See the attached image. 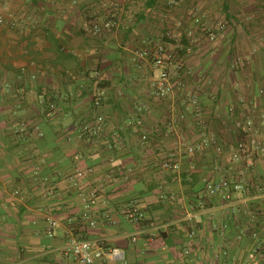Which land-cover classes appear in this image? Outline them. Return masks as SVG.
I'll return each mask as SVG.
<instances>
[{
    "label": "crops",
    "instance_id": "crops-1",
    "mask_svg": "<svg viewBox=\"0 0 264 264\" xmlns=\"http://www.w3.org/2000/svg\"><path fill=\"white\" fill-rule=\"evenodd\" d=\"M112 10L113 26L92 34ZM190 11L225 31L214 41L182 35L171 49L182 86L156 98L144 53L173 22L193 27ZM0 18V264H76L61 251L70 235L123 254L96 264H264L252 255L264 240V163L254 157L232 210L204 195L207 181L235 174L236 121L251 120L264 143V0H0ZM188 93L198 118L182 103ZM97 116L99 133L81 140ZM167 159L178 169L164 171ZM77 169L91 172L74 187ZM93 188L91 227L81 194ZM133 204L144 216L135 242L139 226L123 214Z\"/></svg>",
    "mask_w": 264,
    "mask_h": 264
},
{
    "label": "built area",
    "instance_id": "built-area-1",
    "mask_svg": "<svg viewBox=\"0 0 264 264\" xmlns=\"http://www.w3.org/2000/svg\"><path fill=\"white\" fill-rule=\"evenodd\" d=\"M75 3L76 0H70ZM177 0H168V6L170 8L176 6ZM113 9L118 10V4H113ZM112 10L109 12L108 19L104 23L94 21L91 23L92 34H98L102 28H109L113 26V18L115 12ZM189 17L193 21V27L185 29L183 23L175 21L171 25L164 35L163 39L153 42L149 41L147 51L144 53L149 57L152 67L158 72L157 78L152 82V93L156 98L164 99L174 93L175 87L182 86L181 76L179 70L181 65L178 63L171 49L173 46L180 47L182 35L189 41H193L194 33L198 30L203 33L208 41H214L219 35H222L225 31V23L219 22L214 27L209 28L208 26L202 25L201 20L194 12H189ZM0 22H2L0 18ZM195 27V28H194ZM148 44V45H149ZM185 107H190L194 115L198 118L200 116V108L197 97L191 93H188L182 101ZM95 105H99V99L94 100ZM199 119L198 121H200ZM104 119L102 116H97L93 125H82L79 129V138L83 140V136H93L99 133L101 125ZM236 127L239 130L241 138L236 145V148L231 150L230 159L233 164L235 174L219 178L217 180L210 179L205 184L204 194L206 196H219L223 202V205L232 210L233 208V194L242 193L247 190V187L251 185L247 178L246 171L251 169L254 165V157L256 156L264 163V143L255 140L252 137V133L257 132L253 126L251 120H238L236 121ZM25 131V129H22ZM37 137H42L43 133L37 129L33 131ZM143 139L146 137L143 136ZM206 145H212L216 151L220 150V146L216 139L211 137L205 141ZM177 146H182L183 141L178 140ZM187 153L194 151L193 146L186 147ZM178 164L173 163L170 159L165 160L161 168L164 171H175L178 169ZM91 172V169H77L72 175V185L78 186L81 181ZM33 174L38 176L39 170L35 169ZM81 198L84 204L83 219L88 221L89 226L95 225L94 220L90 215V207L94 204L97 198V190L90 189L86 194L82 193ZM125 218L131 223L138 226L139 222L143 220L144 216L142 211L136 206L131 205L125 208L123 211ZM58 226V222L55 218L47 214L45 216V234L48 237H53L54 232ZM140 227H137L134 234L132 235V242H135L136 237L140 232ZM104 241L102 239H86L69 236L61 251L66 256H71L76 264H96L102 259L109 260H123V254L119 249L112 248L108 251L104 250ZM264 253V240L260 241L253 247V254Z\"/></svg>",
    "mask_w": 264,
    "mask_h": 264
},
{
    "label": "trees",
    "instance_id": "trees-1",
    "mask_svg": "<svg viewBox=\"0 0 264 264\" xmlns=\"http://www.w3.org/2000/svg\"><path fill=\"white\" fill-rule=\"evenodd\" d=\"M181 41H183L182 42V44H185V38L184 37H182L181 38ZM240 134V133H239ZM241 138V137H240ZM239 138V139H240ZM238 142H239V140H238ZM238 142H236V144H234L230 149H229V151H230V153H231V150L232 149H234V148H236V145H237V143ZM218 143V142H217ZM219 144V143H218ZM210 147H212L213 148V150L217 153V154H220L221 152H222V147H221V145L219 144V146H220V150L219 151H216L215 150V147H213L212 145H209ZM229 163H230V165H231V167H233V164L231 163V159H229ZM205 188V187H204ZM205 195V194H204ZM206 196V195H205ZM206 197H208V198H211L210 196H206ZM220 198V197H219ZM221 200V199H220ZM203 201V200H202ZM222 201V200H221ZM223 203V202H222ZM228 210H230V209H228ZM140 223H141V221L139 222V224H138V226L140 227Z\"/></svg>",
    "mask_w": 264,
    "mask_h": 264
}]
</instances>
